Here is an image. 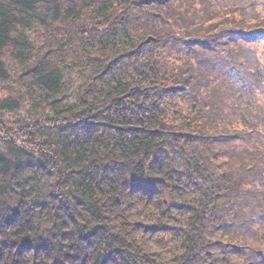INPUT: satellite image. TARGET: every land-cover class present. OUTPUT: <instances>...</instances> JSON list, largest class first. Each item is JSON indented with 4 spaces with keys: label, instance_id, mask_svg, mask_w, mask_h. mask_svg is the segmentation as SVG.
Returning <instances> with one entry per match:
<instances>
[{
    "label": "trees",
    "instance_id": "16d2710c",
    "mask_svg": "<svg viewBox=\"0 0 264 264\" xmlns=\"http://www.w3.org/2000/svg\"><path fill=\"white\" fill-rule=\"evenodd\" d=\"M8 83L0 264L264 263V0H0Z\"/></svg>",
    "mask_w": 264,
    "mask_h": 264
},
{
    "label": "rangeland",
    "instance_id": "374dc122",
    "mask_svg": "<svg viewBox=\"0 0 264 264\" xmlns=\"http://www.w3.org/2000/svg\"><path fill=\"white\" fill-rule=\"evenodd\" d=\"M43 39H44L43 35H40V36L36 34L31 35V40L35 42V46L36 44L42 43ZM4 61L5 63L8 64V66L13 65L9 63L8 57H6ZM69 79H71L72 81L71 82L72 88L76 89L77 87L81 85V79L75 73L72 74ZM11 85L12 83H8L5 85L0 84V104H2L6 100L16 101V98L19 99L17 96V91H12L13 88ZM22 93L23 95L21 96L20 107L17 110L15 111H1L0 110V125L5 126V128H7L8 131H11L14 133L16 132V130L22 129L23 127H25V129L27 127L28 129H30L34 121H38V119L42 120V116L40 115L35 116L34 114L31 113V111L29 110V104H26L27 100L25 98L24 91ZM68 102L71 103V101H68ZM3 132L5 131L3 130L1 131L0 129V149H3V147H5V144L1 141L2 137H4ZM6 135L8 136V134ZM7 136H6V139H7ZM234 258L236 257L233 256L232 259ZM261 264H264V263H261Z\"/></svg>",
    "mask_w": 264,
    "mask_h": 264
}]
</instances>
